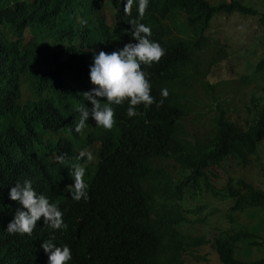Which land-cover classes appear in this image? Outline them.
<instances>
[{
	"label": "trees",
	"instance_id": "1",
	"mask_svg": "<svg viewBox=\"0 0 264 264\" xmlns=\"http://www.w3.org/2000/svg\"><path fill=\"white\" fill-rule=\"evenodd\" d=\"M65 1L33 0L30 10L16 13L10 29L21 30L32 14L45 17ZM75 1L68 0L71 6ZM171 7L179 36L166 23L156 35L172 34V59L190 61L192 66L187 71H149L151 95L159 101L161 88L169 95L159 108L142 104V137L127 125L118 175L109 181L97 178L101 210L100 218L93 212L91 264H201L197 248L204 252L207 244L220 264H264V242L255 240L264 225V188L255 184V177L264 183V164L257 176L244 172L236 183L230 160L247 166L258 153V143L264 144V11L252 0H182ZM250 17L256 18L257 29L249 43L244 35L242 47L257 61L249 64V71L237 72L231 49L242 40L239 35L232 38L220 20ZM49 48L45 44L38 53ZM13 72L8 83L0 57V126L3 119L17 120L24 127L19 136L26 138L25 151L30 154L34 141L22 114L29 99L24 88L39 77L38 67L25 66L16 54ZM70 88L63 81L48 92L60 101ZM239 112L243 113L234 115ZM202 132L203 139L197 141ZM222 212L230 229L210 241L204 230ZM242 216L250 223L240 220ZM214 230H220L219 222ZM253 247L263 257L249 260Z\"/></svg>",
	"mask_w": 264,
	"mask_h": 264
},
{
	"label": "clouds",
	"instance_id": "2",
	"mask_svg": "<svg viewBox=\"0 0 264 264\" xmlns=\"http://www.w3.org/2000/svg\"><path fill=\"white\" fill-rule=\"evenodd\" d=\"M32 2L0 0V57L8 83L16 54L25 66L37 65L39 74L24 88L29 99L22 113L34 150L26 153L17 120L3 119L0 126V264H91L93 212L101 210L97 178L118 175L127 125L142 137V104L159 108L169 95L167 88L160 89L159 101L151 95L149 71L192 66L172 59V34L156 35L166 23L179 36L171 5L182 0H76L74 6L66 0L55 12L32 14L21 30H11L16 13L30 10ZM45 44L49 51L38 53ZM63 81L70 90L60 101L52 99L49 88ZM230 160L236 183L244 172L259 173L263 142L247 166ZM224 212L218 217L225 218ZM214 218L204 230L210 241L222 232ZM263 229L257 242H264ZM197 250L201 264H220L210 244ZM261 257L253 247L248 259Z\"/></svg>",
	"mask_w": 264,
	"mask_h": 264
},
{
	"label": "rangeland",
	"instance_id": "3",
	"mask_svg": "<svg viewBox=\"0 0 264 264\" xmlns=\"http://www.w3.org/2000/svg\"><path fill=\"white\" fill-rule=\"evenodd\" d=\"M253 2H255V4L257 5V7L261 10L264 11V0H252ZM220 22H222L223 24H225L229 30V32L232 35V38H237L239 35L240 40H242V43H240V45H238L237 47H234L233 49H231V62L235 68V70L237 72H243L245 70L250 69V65L254 64L255 61V57L252 58V55H248L249 50H245L243 46V41H245V37L244 35H246V42L249 43L250 41H252V35L253 32L257 29V21L256 18H231V19H226L223 18L220 20ZM221 37H225L224 34L221 35ZM232 40V39H231ZM234 43L236 42V40H233ZM237 44L235 43L234 46H236ZM250 50H252V45H247ZM263 49V47H261L258 51V58L261 55V50ZM257 58V59H258ZM255 61V62H254ZM250 64V65H249ZM249 71V70H248ZM243 112H239V113H234L235 116H240ZM254 176H257V174H253ZM255 184L264 188V183L257 181V177H255ZM240 220L245 221L246 223H250V219L245 218L244 216L240 217ZM215 221H221L222 222V226H221V230L222 231H229L230 229V223L229 220L222 218V217H218L215 219ZM239 229V228H238ZM214 234H216L214 232ZM262 236H264V229L262 231ZM209 252L211 253V255L213 254V252L211 250H209Z\"/></svg>",
	"mask_w": 264,
	"mask_h": 264
}]
</instances>
